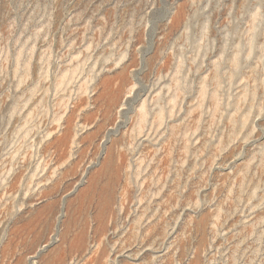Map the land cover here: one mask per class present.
Segmentation results:
<instances>
[{
	"label": "rangeland",
	"instance_id": "374dc122",
	"mask_svg": "<svg viewBox=\"0 0 264 264\" xmlns=\"http://www.w3.org/2000/svg\"><path fill=\"white\" fill-rule=\"evenodd\" d=\"M0 264H264V0H0Z\"/></svg>",
	"mask_w": 264,
	"mask_h": 264
}]
</instances>
